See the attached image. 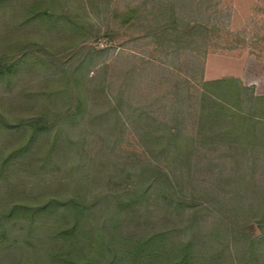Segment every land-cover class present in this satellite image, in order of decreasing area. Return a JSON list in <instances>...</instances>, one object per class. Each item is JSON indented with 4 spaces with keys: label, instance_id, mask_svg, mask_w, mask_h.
Returning <instances> with one entry per match:
<instances>
[{
    "label": "trees",
    "instance_id": "16d2710c",
    "mask_svg": "<svg viewBox=\"0 0 264 264\" xmlns=\"http://www.w3.org/2000/svg\"><path fill=\"white\" fill-rule=\"evenodd\" d=\"M212 2L0 0V264H264V95L204 79Z\"/></svg>",
    "mask_w": 264,
    "mask_h": 264
},
{
    "label": "rangeland",
    "instance_id": "374dc122",
    "mask_svg": "<svg viewBox=\"0 0 264 264\" xmlns=\"http://www.w3.org/2000/svg\"><path fill=\"white\" fill-rule=\"evenodd\" d=\"M209 13L221 39L207 57L204 79L236 77L264 95V0H213Z\"/></svg>",
    "mask_w": 264,
    "mask_h": 264
}]
</instances>
